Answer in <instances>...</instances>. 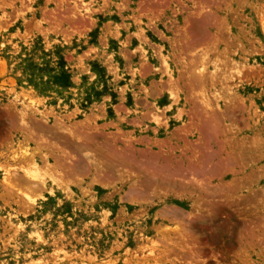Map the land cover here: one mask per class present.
I'll return each instance as SVG.
<instances>
[{"label": "rangeland", "instance_id": "obj_1", "mask_svg": "<svg viewBox=\"0 0 264 264\" xmlns=\"http://www.w3.org/2000/svg\"><path fill=\"white\" fill-rule=\"evenodd\" d=\"M0 264H264V0H0Z\"/></svg>", "mask_w": 264, "mask_h": 264}]
</instances>
